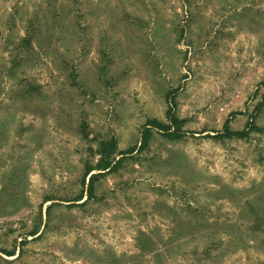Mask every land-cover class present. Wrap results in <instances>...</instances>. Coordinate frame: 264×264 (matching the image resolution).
<instances>
[{
    "label": "rangeland",
    "instance_id": "rangeland-1",
    "mask_svg": "<svg viewBox=\"0 0 264 264\" xmlns=\"http://www.w3.org/2000/svg\"><path fill=\"white\" fill-rule=\"evenodd\" d=\"M0 264H264V0H0Z\"/></svg>",
    "mask_w": 264,
    "mask_h": 264
},
{
    "label": "trees",
    "instance_id": "trees-1",
    "mask_svg": "<svg viewBox=\"0 0 264 264\" xmlns=\"http://www.w3.org/2000/svg\"><path fill=\"white\" fill-rule=\"evenodd\" d=\"M170 125L173 126L174 130L169 131V125H165L161 123L160 121L156 119H151L141 129V139H140V145L146 146L149 142V139L152 135V130L157 129L163 131L164 135L171 140L178 139L184 135V132L178 131V128L180 127L181 121L177 120V118L173 115L169 117ZM245 134H248L247 131H230L228 129H225V135L227 137L231 136H237L242 137ZM108 167V163H102L99 165V169H105ZM91 188V187H90Z\"/></svg>",
    "mask_w": 264,
    "mask_h": 264
}]
</instances>
